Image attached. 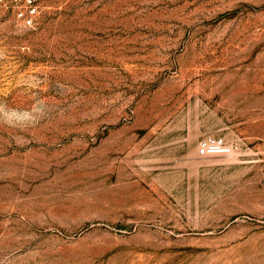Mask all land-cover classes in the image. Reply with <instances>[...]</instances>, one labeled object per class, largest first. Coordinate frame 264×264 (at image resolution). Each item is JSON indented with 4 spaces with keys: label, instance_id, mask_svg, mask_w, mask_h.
Returning a JSON list of instances; mask_svg holds the SVG:
<instances>
[{
    "label": "rangeland",
    "instance_id": "374dc122",
    "mask_svg": "<svg viewBox=\"0 0 264 264\" xmlns=\"http://www.w3.org/2000/svg\"><path fill=\"white\" fill-rule=\"evenodd\" d=\"M40 4H0V264H264V0Z\"/></svg>",
    "mask_w": 264,
    "mask_h": 264
},
{
    "label": "built area",
    "instance_id": "2783aa9c",
    "mask_svg": "<svg viewBox=\"0 0 264 264\" xmlns=\"http://www.w3.org/2000/svg\"><path fill=\"white\" fill-rule=\"evenodd\" d=\"M0 4L26 28L34 29L41 14L40 0H0ZM232 152L224 138L209 137L202 139L198 146L201 156H227Z\"/></svg>",
    "mask_w": 264,
    "mask_h": 264
}]
</instances>
